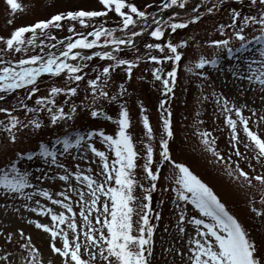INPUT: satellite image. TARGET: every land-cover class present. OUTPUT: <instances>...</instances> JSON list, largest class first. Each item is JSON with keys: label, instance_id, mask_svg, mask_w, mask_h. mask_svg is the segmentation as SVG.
<instances>
[{"label": "snow or ice", "instance_id": "6c2138e0", "mask_svg": "<svg viewBox=\"0 0 264 264\" xmlns=\"http://www.w3.org/2000/svg\"><path fill=\"white\" fill-rule=\"evenodd\" d=\"M248 3L250 7L258 6L257 14L244 15L232 8L230 23L219 25L222 34L228 29L231 36L211 39L207 43L226 50L228 55L245 50L253 43L264 44V0H248ZM5 4L9 15L22 9L18 0H5ZM98 5L68 6L32 23L16 26L6 36L0 35V101L5 99L3 94L23 90L22 97L16 99L15 109L0 106V114L5 117L0 121V133L3 134L0 144L5 152L10 145L18 143L22 132L46 126L41 119L45 115L47 125L56 126L61 121L73 120L80 108L87 107V115L93 121L103 119L117 125L114 134H108L99 127L84 132L73 130L72 136L62 132L48 141L39 140L30 149L13 150L0 166V193H3V198L22 200L24 209L37 217L29 223L47 236L48 249L56 256L57 264H151L149 257L154 254V225L150 223L153 214L148 202L161 166L167 163L174 169L171 190L178 201L177 207H180L179 202L190 203L199 214L189 218L182 209L179 215L178 230L181 233H186L185 224L194 226V236L190 237L187 250L188 264H264V244H258L213 189L184 163L174 160L170 152L174 129L170 109L165 105L174 95L177 65L183 60V49L189 46L190 41L181 39L173 42L165 36L166 32L172 34L177 29H185L189 23L199 21L202 14H194L189 20L179 18L173 12L172 18L166 20L154 16L149 24V13L131 0H98ZM173 6L183 9L186 0H160L161 9ZM200 7L197 4L191 11L196 13ZM216 7L213 4L206 11L211 13ZM109 12L114 13L117 21L111 27L104 19ZM65 21L69 22L68 34L58 38L52 30L64 29ZM11 22V19L7 21L8 24ZM76 24L81 31H77ZM246 31H255L258 35L249 39ZM142 36L151 38V42H142L143 55L139 54L137 45ZM232 38L239 42L235 49L230 47ZM125 49H133L137 54L130 56ZM258 51L259 59H245L243 67H234V72L237 79L246 80L264 94V48ZM157 52L159 55L155 54ZM94 58L104 63L98 64L89 75L87 69ZM142 60L157 65L151 68V76L154 82L159 83L164 97L159 101L161 134L158 155L152 146L155 137L143 105L139 112L147 140L143 143L142 154L136 150L129 134V109L122 98L127 91L126 85L123 81L119 84L112 82V74L117 69L122 70L126 79H131L133 69ZM165 61L169 62L167 70L159 66ZM219 65L218 55L211 58L201 55L194 62L190 60L186 70L190 73L194 69L200 70L194 74L206 80V66L218 68ZM42 76L55 80L50 81L44 95H37ZM82 83L88 96L76 104L72 101L80 94ZM61 98L62 102L57 103ZM89 99L91 104L87 103ZM29 100L33 101L31 105L27 103ZM105 102L117 105L115 119L104 107L98 106ZM215 103L230 129V150L238 158L234 167L225 169V172L234 180H242L241 187L246 184L249 188H258L261 207H256L257 201L253 197H248L246 204L252 214L264 218V171H257L258 168L264 170V134L254 131L243 108L235 103L230 106L227 97L221 95ZM259 120L264 121V116ZM241 129L243 136L240 135ZM194 135L202 151L210 153L221 164H233L231 155L224 156L218 150L210 132L200 131L197 127ZM95 138L107 146L114 158L96 147ZM241 144L247 151L248 167L253 174L240 167V160L245 159L239 148ZM73 151L84 152L85 156L90 153L89 158H95L98 170L89 168L85 171L79 164L70 167L67 161L73 158ZM138 159L143 160L141 174L149 181V188L139 185L142 204L138 219L134 221ZM46 179H59L67 191L54 193L44 186H37V182ZM155 218L159 219L160 213H155ZM4 235L6 242L12 241L11 232ZM19 235L26 241L19 245L26 253L24 264H43L37 258L42 253L32 243L31 236H25L23 229L19 230ZM180 254L185 253L181 250ZM11 255L5 252L0 257V264H14Z\"/></svg>", "mask_w": 264, "mask_h": 264}, {"label": "rangeland", "instance_id": "374dc122", "mask_svg": "<svg viewBox=\"0 0 264 264\" xmlns=\"http://www.w3.org/2000/svg\"><path fill=\"white\" fill-rule=\"evenodd\" d=\"M193 1V2H192ZM22 5V9L14 15H9L5 0H0V35L6 36L10 30L16 26L26 25L34 22L37 18H44L48 14L57 10H63L68 6H89L99 7L98 0H18ZM138 8L149 13V21L152 19L160 9V0H131ZM191 2L194 4L190 7ZM197 4L201 5L196 13L191 9ZM216 4L217 7L213 12L208 13L207 7ZM236 8L242 14L255 15L258 12V6L250 7L248 0H186V6L183 9L170 10L166 14V20L172 18V13L178 14L181 19H189L194 14H202L199 21L189 23L185 29H177L175 33L168 34L166 32L165 39H171L173 42H178L181 39L189 40L190 44L187 48L183 49L185 56L181 62H178L177 72L178 78L173 89L172 95L166 107L171 112V122L174 129V136L170 138V152L171 156L177 162L184 163L189 169L199 176L213 191L217 194L218 198L226 205L228 210L235 215L245 230L250 236L257 241L258 244H264V218L256 217L249 210L246 200L248 197H253L257 203L256 207H261L259 204L258 188H249L244 184L241 187L242 180H234L226 174L225 169L234 167L235 161L238 159L234 152L230 150L229 139L230 129L224 122V115L221 113L219 106L215 100L219 96L227 97L230 106L235 103L237 107L243 108V113L246 118L250 117L251 127L254 131H259L264 134V121H260L259 117L264 116V94L258 88H253L249 83L244 80L237 79L234 72V67H243L245 59H259V49L264 48V44L253 43L247 49L240 52H234L233 55L223 54L226 50L217 49L215 46L210 45L207 41L211 39L228 38L231 32L225 29L222 34L219 30V25L230 23L231 9ZM11 19V24L7 21ZM99 19V18H98ZM109 27L114 26L116 17L114 13L109 12L108 16L104 18ZM64 29H53L54 34L59 38L67 35L68 21L63 22ZM255 28V26H252ZM77 31L82 29L76 24ZM252 35H258L257 32L246 31V36L251 39ZM142 42H151V38L143 36L137 43L140 49L139 54L143 55ZM239 46V42L232 38L230 47L235 49ZM130 56L136 53L133 49H125ZM159 55V53H155ZM223 55L220 58V65L218 68L206 66L205 71L208 72V78L197 77L194 73L200 70L194 69L192 73L186 70V65L189 61H195L199 56L203 55L206 58H211L213 55ZM239 58V59H238ZM104 63L98 59H93L87 69L89 75H92L94 68ZM151 62L142 60L132 71L131 79H126L122 70L117 69L112 74V82L119 84L123 81L126 85L127 91L122 97L129 109L130 115V129L129 134L133 138L134 146L138 152L143 153V143L147 140L145 130L142 126L140 119L139 108L141 105L145 108V115L149 118L150 125L153 129L154 140L152 146L158 155V142L160 138V115L159 108L160 99H164L160 92V85L154 82L151 76V68L155 67ZM165 70L169 68V62L165 61L162 65ZM147 69V71H145ZM55 78L42 76L39 80L38 87L40 89L37 95H44L50 81ZM60 83V81H55ZM85 85L80 84V94L73 99L72 102L80 104L85 100L88 93L85 92ZM214 94V95H212ZM5 95L4 101H0V106H10L16 108V99L22 97L23 90H18L16 93H8ZM208 97V99H205ZM61 99H57V103H61ZM29 105L33 103L32 100L27 101ZM91 104V100H87ZM104 107L108 114L112 115L114 119L118 114V107L115 104L98 105ZM246 106V107H244ZM87 107L80 108L75 114L73 120L61 121L56 126L47 125V116L41 117L46 126L39 130L29 128L27 132H22L19 136L18 143L10 145L5 152L4 147L0 144V166L8 159V156L13 150L30 149L41 139L48 141L52 137L67 132L69 136L73 135V130L84 132L93 127H99L105 130L108 134H114L117 125L112 121L98 119L93 121L87 115ZM255 112L256 115H251ZM23 119V116L20 117ZM4 114H0V121L4 120ZM197 121L201 123L197 124ZM257 124L259 127L257 128ZM197 127L200 131H208L211 133L212 138L216 141L218 150L224 155L232 156L233 164H221L217 162L210 153L202 151L199 141L194 132ZM240 135L243 136L242 129ZM3 139V134L0 133V141ZM94 142L96 147L105 151L110 158H114L109 149L99 138H95ZM240 151L245 154V159L240 160V167L250 174L252 170L248 167L247 151L243 144L239 145ZM84 157L76 159L75 157ZM91 154L85 156L84 152L77 153L73 151V158L68 159L67 163L70 167H75L76 164L80 168L87 171L89 168L94 171L98 170V165L95 158H89ZM253 163H255L253 161ZM138 167L135 169V177L137 179V187L134 189L136 200L134 201L135 213L133 220L138 219V214L141 210L142 192L140 184L144 188H149V181L141 174L143 160L138 159ZM35 171V169H32ZM257 171H264L257 169ZM174 169L169 164L161 166V171L158 175L156 187L150 191V209L152 218L150 223L154 225L153 231V249L154 254L149 257L151 264H188V246L190 237L194 236V226L185 224L186 233H181L179 227V215L181 210H185V215L189 218L192 215H199L197 210L194 209L190 203L179 202L180 207H177L178 201L176 200L175 193L171 190L173 182ZM39 175V173H36ZM255 184V182H253ZM37 186H44L50 192L67 191L63 182L59 179H46L37 182ZM73 199L76 197L73 195ZM20 209V211H16ZM155 213H160V218H155ZM37 219L34 214L30 213L23 207V201L20 199H7L3 198V193H0V257L4 256L5 252L11 253L10 259L14 264H24L26 253L19 247L21 243H25V238L19 235V230L23 229L25 236L30 235L32 243L42 253L38 259L43 261V264H57L56 256L50 254L48 249V238L42 230L35 228L34 224H30L29 220ZM43 220V217H39ZM11 232L13 239L6 242L4 233ZM183 250L185 253L181 255ZM99 260V257H97Z\"/></svg>", "mask_w": 264, "mask_h": 264}]
</instances>
